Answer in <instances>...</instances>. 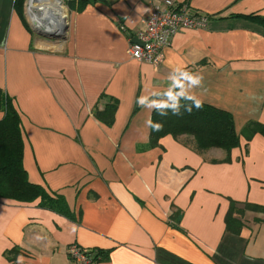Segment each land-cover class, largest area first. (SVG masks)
<instances>
[{"label":"crops","instance_id":"obj_1","mask_svg":"<svg viewBox=\"0 0 264 264\" xmlns=\"http://www.w3.org/2000/svg\"><path fill=\"white\" fill-rule=\"evenodd\" d=\"M16 2L0 0V88L21 115L28 181L68 216L0 198V260L74 264L78 243L103 253L95 264H264V220L238 233L225 222L228 197L264 206V138L226 157L173 137L149 145L153 113L170 99L156 95L173 90L231 113L240 132L264 124V28L244 17L264 16V0H178L208 23L174 35L156 65L128 53L151 0L70 10L59 43Z\"/></svg>","mask_w":264,"mask_h":264},{"label":"trees","instance_id":"obj_2","mask_svg":"<svg viewBox=\"0 0 264 264\" xmlns=\"http://www.w3.org/2000/svg\"><path fill=\"white\" fill-rule=\"evenodd\" d=\"M16 6L22 15L26 0H16ZM92 0H66L71 11L82 8ZM244 16V15H243ZM245 18L260 24L264 28V16L245 15ZM158 97L170 98L168 102L160 104L154 111L150 128V148H156L160 141L167 136L177 139L180 136L193 137L198 151L212 148H221L229 154L242 145L241 136L246 140V146L256 134L264 136V124L251 122L244 127L241 133L237 132L235 121L231 113L215 106L200 103L195 106V100L178 95L176 90L159 93ZM114 108L110 109L113 111ZM189 109H191L189 111ZM0 111L5 116L0 120V198L18 202H35L39 205L56 210L67 215L66 204L61 198L49 197L38 185L28 181L23 167V137L21 115L15 108L11 98L0 88ZM153 125L158 127H153ZM230 157L226 159L229 162ZM231 200L225 218L229 231L238 233L242 228V219L246 211H264V206ZM240 215L239 217L237 215ZM96 253L94 262L99 259ZM96 259V260H95Z\"/></svg>","mask_w":264,"mask_h":264},{"label":"built area","instance_id":"obj_3","mask_svg":"<svg viewBox=\"0 0 264 264\" xmlns=\"http://www.w3.org/2000/svg\"><path fill=\"white\" fill-rule=\"evenodd\" d=\"M40 1L26 0L25 13L31 18ZM60 5L68 13L66 0ZM151 12L146 19L145 29L130 38L128 53L139 62L159 64L164 50L169 46L172 37L184 29H200L206 27L208 18L191 8L186 2L178 0H151ZM68 255L74 264H95L91 251L78 243L68 247Z\"/></svg>","mask_w":264,"mask_h":264},{"label":"bare ground","instance_id":"obj_4","mask_svg":"<svg viewBox=\"0 0 264 264\" xmlns=\"http://www.w3.org/2000/svg\"><path fill=\"white\" fill-rule=\"evenodd\" d=\"M40 1L35 11L39 16H34L33 19L38 27L45 26L48 31H62L67 26V13L60 5V0H35ZM39 11V12H38ZM37 15V14H36ZM64 31V30H63ZM62 31V32H63Z\"/></svg>","mask_w":264,"mask_h":264},{"label":"rangeland","instance_id":"obj_5","mask_svg":"<svg viewBox=\"0 0 264 264\" xmlns=\"http://www.w3.org/2000/svg\"><path fill=\"white\" fill-rule=\"evenodd\" d=\"M66 4V6L68 7V4L67 3H65ZM64 9H65V5H64ZM39 12V11H38ZM70 9H69V7H68V17H67V25H69V27H70ZM37 14V15H36ZM39 16L40 14L39 13H33L32 14V16H31V18H28V19H30L31 20V22L34 24V26H37L36 24H35V21H34V19H33V17L34 16ZM38 27V26H37ZM237 132L238 133H241L238 129H237ZM256 135H260L261 137H263L264 138V136L263 135H261V134H256ZM255 135V136H256ZM185 136V135H184ZM180 136V137H178L176 140H178L179 139V142L182 144V145H184V146H187V147H189V144H188V142H192V144L194 145V148H192L196 153H199V154H202V153H204V154H206L207 156H210V157H213L212 156V153H215V155H218V153H220V151L223 153V156H225V153L224 152H226V153H228L226 150H224V149H221V148H212V150L211 149H206V150H203V151H198L197 150V147H196V143H195V140H194V138L193 137H190V136ZM254 136V137H255ZM167 137H171V136H167ZM164 139V138H163ZM162 139V140H163ZM241 139H245L243 136H241ZM252 141V140H251ZM250 141V142H251ZM248 147V146H247ZM226 157V156H225ZM227 200L231 203V200H233L232 198H230V197H228L227 198ZM238 201V200H237ZM244 202H246V201H244ZM238 205L239 206H241V207H243V202H241V201H238ZM256 205H259V204H256ZM238 217L240 216L239 214L237 215ZM241 217V216H240ZM241 219H242V221H246V220H249V219H253V221H257V222H260V221H263L264 220V211H246L245 212V214H244V216H242L241 217Z\"/></svg>","mask_w":264,"mask_h":264},{"label":"water","instance_id":"obj_6","mask_svg":"<svg viewBox=\"0 0 264 264\" xmlns=\"http://www.w3.org/2000/svg\"><path fill=\"white\" fill-rule=\"evenodd\" d=\"M64 30V31H63ZM60 32H53V31H48L47 27L42 26V27H37L33 25V31L41 36L42 38L46 39L49 42H62L66 41L68 37V30H69V25L65 26L64 29Z\"/></svg>","mask_w":264,"mask_h":264},{"label":"clouds","instance_id":"obj_7","mask_svg":"<svg viewBox=\"0 0 264 264\" xmlns=\"http://www.w3.org/2000/svg\"><path fill=\"white\" fill-rule=\"evenodd\" d=\"M193 82H194V83H200V77H194V78H193ZM195 106H196V107H200V101H195ZM190 110H191V109H189V111H190ZM153 127H158V126L153 125ZM18 259H19V258H18ZM0 264H6V262L0 260Z\"/></svg>","mask_w":264,"mask_h":264}]
</instances>
